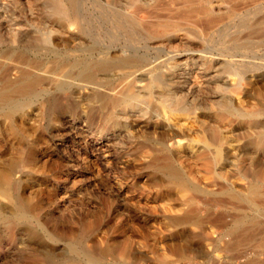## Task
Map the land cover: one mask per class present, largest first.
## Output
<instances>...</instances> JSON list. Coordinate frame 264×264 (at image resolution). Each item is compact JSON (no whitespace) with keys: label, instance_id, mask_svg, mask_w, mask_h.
Masks as SVG:
<instances>
[{"label":"rangeland","instance_id":"rangeland-1","mask_svg":"<svg viewBox=\"0 0 264 264\" xmlns=\"http://www.w3.org/2000/svg\"><path fill=\"white\" fill-rule=\"evenodd\" d=\"M240 3L0 0V87L38 79L0 106V264H264V80L223 36ZM196 6L226 18L196 30ZM168 20L179 38L151 39ZM116 58L136 63L103 70Z\"/></svg>","mask_w":264,"mask_h":264},{"label":"bare ground","instance_id":"bare-ground-1","mask_svg":"<svg viewBox=\"0 0 264 264\" xmlns=\"http://www.w3.org/2000/svg\"><path fill=\"white\" fill-rule=\"evenodd\" d=\"M240 1H241V3L239 5H236L234 7L230 6L227 9V11L225 13H223V14L227 15V17L229 18V21L232 20L229 23L230 25L228 26V28L225 29L226 33H223V36H231L232 37L231 39L234 41L235 45L236 46H238V45L241 46V57H243L245 62L249 63L248 65L251 66L248 70H250V69L255 70L258 73V78L264 80V0H240ZM221 2H222V0H221ZM234 3H236V2H234ZM194 6H195V4H194ZM144 7L146 8L148 6H144ZM164 7H166V6H164ZM55 11H56L55 12L56 14H60V8L58 10H55ZM191 12L194 13V15H196V17H202V18H200L201 21L198 20L199 23L196 22L197 24L194 26V28L196 30L200 29V31H202V32H206V31L207 32H209V31L211 32V30L215 27L213 24H215L216 22H218V23L219 22H223L225 20V18H226V17H223L224 16L223 14H220L221 15L220 18L214 17L215 12L210 7H203L202 9H200L198 6H196V7H193V11H191ZM192 13H190V14H192ZM108 16L110 18V22L114 26L117 25V26H121L122 28L124 27V29H127V32H128V34L130 36L133 35L131 33V27H134V26L137 27V26L141 25V22L137 21L136 18H132V17L125 18L123 16V13L120 12V11H117V12H114V13H109ZM123 18H124V20H122ZM117 19L120 20V23H118V24H116ZM58 21L60 22V20H58ZM162 22H164L163 24H161L162 29H163L162 33H159L160 31L159 32L157 31V27H159V26L156 27V26L152 25V26H148L147 27V29L149 30V36H150L151 39H158L159 41H160V39L163 40V41L164 40H166V41H169V40L175 41L177 38H179V35H178L179 32L184 30V28L181 27V24L180 23H176L175 20L174 21L173 20H168V21H162ZM82 31L84 32V30H82ZM212 32H215V31H212ZM136 33H137V31H136ZM185 34H187V33H185ZM188 36H189V34H188ZM38 40L42 41V42H45V43L49 42L48 36H46V37L39 36ZM249 59H251L252 61L251 60L249 61ZM132 61L133 60H130V59L116 58V59H112V60L102 61L101 62V66L103 67V70L108 71V70H111L114 67L134 66V64L136 62H132ZM67 70H69V68ZM63 71L64 70L61 71V67L60 66L55 65L51 69V71H48V72L58 73V72H63ZM233 71H235V70H233ZM77 73H79L78 74V78L80 80H83L84 82L90 83V85L91 84L101 85L100 81L98 80V78L95 77L93 74L89 73L88 69L86 67L81 68V70H79V72H77ZM128 76H129V74H128ZM161 81L162 80H161L160 77H156V82H161ZM37 83H38V79H36V78H33V79L29 78L28 79L27 77L23 76L22 79H20V80H17V81H14V82L9 81L4 86L0 87V106H4V107L7 108V111H5L7 116L8 115H12L14 113H17L19 111H22L23 103H20L19 100H17L18 97H23V96L31 93L33 91V89H34L35 84H37ZM158 84H160V83H158ZM131 87L129 89H131ZM89 88H90V86H89ZM93 89H94V87H93ZM134 99H135V94L129 90V94L128 95L126 94L125 97L124 96H120V98L114 99L112 101V104L115 107L129 106V105H131V104H133L135 102ZM162 106H163V104H162ZM231 106L227 105V111L233 113L234 115L238 114L239 116H241V115L244 116V114H242V113L238 112L237 110L233 109ZM109 118H111V116ZM115 120H116V118H115ZM205 138H206V136H205ZM6 182H7V179L2 178V184L0 186H1L2 190H4L5 192L8 193L10 191V188H9L8 183H6ZM14 198H16V197H14ZM232 198L233 199H239V201H241L240 196L239 197L238 196H233ZM218 204L221 205L222 203H218ZM19 209H21V208L19 207ZM14 218H16L18 220V222H19V220H23V218L21 216H16ZM224 220H226V219H224ZM195 221L197 223H202L201 220H198V219H195ZM232 223H234V225H233L232 229L230 230V235L236 236L239 233V231L242 230V228H241L242 227L241 226V219L234 220V221H232ZM215 224H217V223H215ZM226 225L224 224V226H226Z\"/></svg>","mask_w":264,"mask_h":264}]
</instances>
